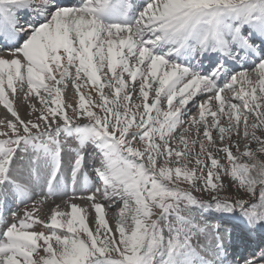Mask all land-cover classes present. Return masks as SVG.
I'll return each instance as SVG.
<instances>
[{
	"label": "snow or ice",
	"instance_id": "1",
	"mask_svg": "<svg viewBox=\"0 0 264 264\" xmlns=\"http://www.w3.org/2000/svg\"><path fill=\"white\" fill-rule=\"evenodd\" d=\"M0 103V264H264V0H0Z\"/></svg>",
	"mask_w": 264,
	"mask_h": 264
},
{
	"label": "bare ground",
	"instance_id": "2",
	"mask_svg": "<svg viewBox=\"0 0 264 264\" xmlns=\"http://www.w3.org/2000/svg\"><path fill=\"white\" fill-rule=\"evenodd\" d=\"M75 3H71L70 5H74ZM76 4H78V3H76ZM66 6H69V5H66ZM27 16H30V17H32L31 16V14L29 13V14H23L22 13V17L25 19ZM229 95H231L230 93H229ZM28 103V102H27ZM27 103H25V105L27 104ZM29 104H31V103H29ZM32 106V105H31ZM39 106V105H38ZM27 107V106H26ZM29 107V106H28ZM29 109V108H28ZM31 109V108H30ZM29 109V110H30ZM29 112V111H28ZM29 115H30V113H28ZM57 204H59V202H57ZM107 216H108V218L110 219V221H111V217H112V213L109 211V212H107ZM195 239V241L197 242V238H194ZM199 239V242H203L204 241V238L203 237H199L198 238ZM194 241V240H193ZM241 254H243V253H241Z\"/></svg>",
	"mask_w": 264,
	"mask_h": 264
},
{
	"label": "rangeland",
	"instance_id": "3",
	"mask_svg": "<svg viewBox=\"0 0 264 264\" xmlns=\"http://www.w3.org/2000/svg\"><path fill=\"white\" fill-rule=\"evenodd\" d=\"M28 102V103H27ZM25 103H27L26 104V106H27V109L29 108H31V105H32V101L31 100H28V101H26ZM29 103H31V104H29ZM29 106V107H28ZM37 107H39L38 105H37ZM28 109V113H30V115H31V109L29 110ZM3 111H5V109L3 108V105H2V103H0V112H3ZM23 111H24V109H21V112L23 113ZM10 115V114H9ZM50 215V214H49ZM194 241H193V243L194 244H196L197 242L195 241V239H193Z\"/></svg>",
	"mask_w": 264,
	"mask_h": 264
}]
</instances>
